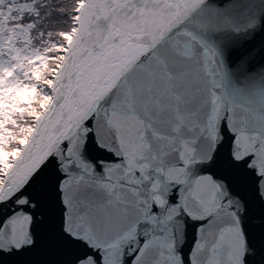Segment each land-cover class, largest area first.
<instances>
[{
  "label": "snow or ice",
  "instance_id": "6c2138e0",
  "mask_svg": "<svg viewBox=\"0 0 264 264\" xmlns=\"http://www.w3.org/2000/svg\"><path fill=\"white\" fill-rule=\"evenodd\" d=\"M0 264H264V0H0Z\"/></svg>",
  "mask_w": 264,
  "mask_h": 264
}]
</instances>
